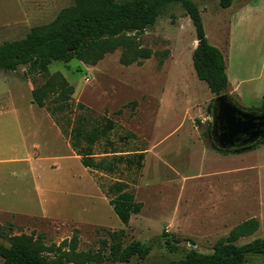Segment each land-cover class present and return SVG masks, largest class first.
<instances>
[{
	"label": "rangeland",
	"instance_id": "obj_1",
	"mask_svg": "<svg viewBox=\"0 0 264 264\" xmlns=\"http://www.w3.org/2000/svg\"><path fill=\"white\" fill-rule=\"evenodd\" d=\"M193 1L209 43L224 56L230 84L242 81L239 95L228 88V97L242 108L259 110L264 97V0H233L227 9L219 0ZM72 4L73 0H0V43L23 38L29 27L50 22ZM129 35L152 51L149 59L122 65L118 48L95 65L77 59L53 61L34 86L60 72L73 86L70 119L84 111L76 107L82 104L94 117L116 124L109 136L112 146L104 139L95 144L96 157L112 148L121 155L141 151L143 167L121 164L113 174L90 171L71 151L68 139H57L54 152L50 130L40 128L24 136L0 133V243L8 245L9 236L23 233L45 245L59 244L77 230L79 250L95 251L108 239L107 230L124 229V245L140 241L151 251L144 260L132 257L115 264H170L193 248L191 244L198 252L211 253L220 238L250 218L258 221V229L236 244L264 237V142L224 153L206 136L215 96L193 68L196 37L189 17L179 4H172L152 28ZM5 76L0 78V109L25 111L36 117L32 123L43 124V109L32 102L30 85L19 76ZM129 132L136 138L123 139ZM5 145L13 146L14 155L41 159L11 162ZM52 156L57 158H45ZM117 180L142 203L128 226L100 188ZM165 239L178 251L169 250ZM246 264H264V256L250 255Z\"/></svg>",
	"mask_w": 264,
	"mask_h": 264
},
{
	"label": "trees",
	"instance_id": "obj_2",
	"mask_svg": "<svg viewBox=\"0 0 264 264\" xmlns=\"http://www.w3.org/2000/svg\"><path fill=\"white\" fill-rule=\"evenodd\" d=\"M232 1L219 0V6L227 9ZM172 4H179L193 25L196 46L192 53V64L197 78L206 83L214 96L227 95L229 82L224 56L220 49L209 43L201 11L193 0H73L72 5L62 8L50 22L31 27L25 37L0 43V70L15 71L20 65L25 66L24 75L33 85L32 102L48 113L61 134L68 139L84 168L113 174L123 164L126 168L140 170L144 153L121 155L112 148L109 151L105 149L104 156L96 157L95 144L104 139L112 146L109 136L116 124L104 116L94 117L82 104L76 107L84 111L70 119L68 114L73 112L70 102L73 86L60 72L34 86L36 77L48 74L53 61L68 63L77 59L84 64L95 65L107 53L118 48L122 49L119 59L122 65L149 59L152 51L142 47L139 38L136 40L129 34L141 35L152 28L157 18ZM260 109H264V97ZM205 134L215 147L211 129ZM122 138L134 139L136 135L129 132ZM100 188L117 217L128 226L131 216L141 210L142 203L135 199L122 181L117 180ZM257 229L258 221L250 218L220 238L211 253L190 248L182 258L170 264H246L250 255L264 256V237L242 245L236 244V241ZM77 232L75 230L69 239L59 244L50 245H45L33 234L9 236L8 245L0 243V258L3 264H115L127 262L132 257L144 260L151 251L150 245H143L140 241L124 245V229L107 230L108 239L95 251L79 250ZM0 236H3L2 232ZM165 243L172 252L178 251V246L171 244L169 239H165Z\"/></svg>",
	"mask_w": 264,
	"mask_h": 264
},
{
	"label": "water",
	"instance_id": "obj_3",
	"mask_svg": "<svg viewBox=\"0 0 264 264\" xmlns=\"http://www.w3.org/2000/svg\"><path fill=\"white\" fill-rule=\"evenodd\" d=\"M211 124V137L219 152L250 149L264 142V109L242 108L226 94L214 97Z\"/></svg>",
	"mask_w": 264,
	"mask_h": 264
},
{
	"label": "crops",
	"instance_id": "obj_4",
	"mask_svg": "<svg viewBox=\"0 0 264 264\" xmlns=\"http://www.w3.org/2000/svg\"><path fill=\"white\" fill-rule=\"evenodd\" d=\"M21 23H24V22H16V24L14 22V23H11V24L19 25ZM30 28L31 27H29V30H30ZM28 31H25V32H28ZM195 46H196V44H195ZM23 67L25 68V66L20 65L17 68V69H19V68L21 69L20 71L18 70L19 72H17V70H15V71H2V70H0V78L1 79H7V76H5V72H7V73H9L11 75L19 76L20 79L24 80L25 82H27L30 85L31 91H32L33 85L30 82V80L28 78H26V76L24 75V70L25 69ZM226 74H227L228 82H229V73L227 72V66H226ZM240 83H242V81L238 80L237 84L232 87V85L229 82L228 88H230L232 90V93H234L235 95H239L238 91L240 90V87H239ZM8 98H9V96H8ZM0 99H4V97L1 95ZM42 113L43 114H41V115L43 117V124H40V123L39 124H35V123L31 122V119H36V117L35 116H30V114L27 113V112L25 113V111H23V112H15V111H12V109L6 110V111L0 109V133H4L5 131H12L13 133L17 132V134H19L21 136H24V135H29L30 132H33L35 130H39L40 128H41V131L43 130L42 132L50 130V131H52V133L54 135L53 143H54L55 146H53V145L52 146L54 147V152H55L56 151V146L58 144V140L57 139L60 138V140L62 141V139H65V137L61 134L60 130L57 128V126L55 125L53 120L50 118V116L48 115V113L44 109H43ZM65 141H67V140L65 139ZM19 142L24 144V145H22V146H24V148H25V145H27L22 140H20ZM19 142H17L16 144H18ZM17 146L21 147L19 145H17ZM69 146H70V144H69ZM32 147H34L35 149H38L39 148V144L38 143H33ZM5 148L7 149L8 153H9L8 156H12L9 159L11 162L25 163V162H29L30 160H37V159L39 160V159H41V157H34L33 159H31L29 156H27V157L26 156H22V155L18 156V154L14 155L13 146L5 145ZM71 151H72V149H71ZM45 158H51L52 159V158H57V156L45 157Z\"/></svg>",
	"mask_w": 264,
	"mask_h": 264
}]
</instances>
